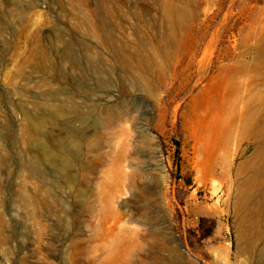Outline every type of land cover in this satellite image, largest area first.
I'll use <instances>...</instances> for the list:
<instances>
[{
    "label": "rangeland",
    "instance_id": "1",
    "mask_svg": "<svg viewBox=\"0 0 264 264\" xmlns=\"http://www.w3.org/2000/svg\"><path fill=\"white\" fill-rule=\"evenodd\" d=\"M246 105L264 0H0V264H264L228 199L253 148L221 143Z\"/></svg>",
    "mask_w": 264,
    "mask_h": 264
},
{
    "label": "bare ground",
    "instance_id": "2",
    "mask_svg": "<svg viewBox=\"0 0 264 264\" xmlns=\"http://www.w3.org/2000/svg\"><path fill=\"white\" fill-rule=\"evenodd\" d=\"M162 13L167 22L168 37L171 40H175V26L183 25V13L172 2H165L162 5ZM122 61L126 66H129L126 60ZM208 90L209 87L202 91V98L207 94ZM221 101L223 102L222 99ZM211 103H214V98L210 100L206 109L207 113L215 109L214 104ZM216 111V115L222 117L224 109L220 108ZM114 120V116L107 115L102 125L106 123L110 124ZM221 128L223 131L221 137L223 141L221 140V143H228L227 141L237 133L243 141L246 140L245 142L249 144L241 151L242 155L249 149L248 147L252 146L253 148L249 158L237 165L235 188L233 190L229 188L228 190V199H232L233 213L239 221L238 227L240 228V236L242 238L244 230L256 224V215L264 213V120L261 123L258 111L253 106L246 105L244 108L239 109L232 107L229 120L226 123L222 122ZM246 172H253V175L251 177H244ZM205 177L209 178L211 174H207Z\"/></svg>",
    "mask_w": 264,
    "mask_h": 264
}]
</instances>
